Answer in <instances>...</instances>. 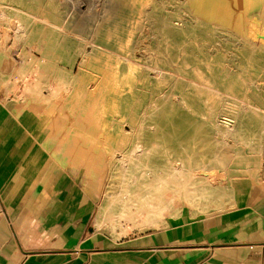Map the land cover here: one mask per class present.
Masks as SVG:
<instances>
[{"label":"rangeland","instance_id":"rangeland-1","mask_svg":"<svg viewBox=\"0 0 264 264\" xmlns=\"http://www.w3.org/2000/svg\"><path fill=\"white\" fill-rule=\"evenodd\" d=\"M1 52L0 97L52 115L44 142L101 181L106 233L264 187V0H0ZM139 165L166 198L133 191Z\"/></svg>","mask_w":264,"mask_h":264},{"label":"crops","instance_id":"crops-1","mask_svg":"<svg viewBox=\"0 0 264 264\" xmlns=\"http://www.w3.org/2000/svg\"><path fill=\"white\" fill-rule=\"evenodd\" d=\"M51 117L0 97V264H264V187L248 180L233 181L224 208H180L120 237L101 230V181L44 142Z\"/></svg>","mask_w":264,"mask_h":264},{"label":"bare ground","instance_id":"bare-ground-1","mask_svg":"<svg viewBox=\"0 0 264 264\" xmlns=\"http://www.w3.org/2000/svg\"><path fill=\"white\" fill-rule=\"evenodd\" d=\"M105 65V64H104ZM130 66V65H129ZM105 67V66H104ZM130 72V71H129ZM160 72V71H159ZM128 74V73H127ZM126 147V146H125ZM225 148V147H224ZM139 150V149H138ZM230 150V149H229ZM134 151H136V150H134ZM136 153V152H135ZM144 153H145V151H144ZM143 153V154H144ZM131 154V153H130ZM136 155V154H135ZM137 156V155H136ZM143 156V155H142ZM146 156H147V154H146ZM134 157V156H133ZM140 157H141V155H140ZM143 158V157H142ZM130 159V158H129ZM136 159V158H135ZM148 159V158H147ZM126 160V159H125ZM138 160V159H137ZM146 160V159H145ZM149 160V159H148ZM139 161H140V158H139ZM137 162V161H136ZM155 162H157V161H155ZM137 163H139V162H137ZM153 163H154V161H153ZM140 165H141V163H139ZM143 164V163H142ZM151 164H152V162H151ZM156 164V163H155ZM139 165V166H140ZM148 165V164H147ZM144 166H146V165H144ZM163 166V165H162ZM147 167V166H146ZM150 167V166H149ZM152 168V167H151ZM156 168V167H155ZM154 168V169H155ZM159 168H160V166H159ZM167 168V167H166ZM153 169V168H152ZM153 169V170H154ZM176 169V168H175ZM145 169H143L142 168V166H140V168L138 169V170H135V172H133L132 173V176H130V178H133V183H132V188H134L133 189V191H135V188L137 189L136 191H137V193H138V191L140 192L139 194H140V196H143V194H145V193H147V197L149 198V199H151V200H156V199H158V200H160V199H164V198H166V196L168 195V193H169V191H168V189L166 188L167 187V183L170 181L169 180V178H168V174L167 175H163L162 176V178L158 181V182H145V181H143L142 182V180L144 179V177H146V175H147V173H146V171H144ZM148 170V169H147ZM155 170H157V169H155ZM158 170H160V169H158ZM166 171V170H165ZM174 171V170H173ZM160 172V171H159ZM167 172V171H166ZM150 173V172H149ZM152 173V172H151ZM164 173V172H163ZM162 173V174H163ZM204 173V172H203ZM161 174V173H160ZM165 174V173H164ZM173 174V173H172ZM202 174V173H201ZM151 175V174H150ZM157 175V174H156ZM169 175H171V174H169ZM174 175V174H173ZM129 176H128V178H129ZM152 176V175H151ZM158 176V175H157ZM154 177V176H153ZM147 178V177H146ZM151 178V177H150ZM156 178V177H155ZM142 179V180H141ZM153 179V178H152ZM158 179V178H157ZM131 180V179H130ZM204 180V179H203ZM206 180H207V178H206ZM127 181H129V180H127ZM154 181V180H153ZM157 181V180H156ZM207 182V181H206ZM143 183V184H142ZM128 184H129V182H128ZM131 186V185H130ZM129 186V187H130ZM145 189V188H147V191L145 192H142V189ZM129 192H131L132 193V190L131 191H129ZM124 193V192H123ZM122 193V194H123ZM130 193V194H131ZM134 194V193H133ZM136 194V193H135ZM129 195V194H128ZM127 195V196H128ZM123 196H125V195H123ZM126 196V197H127ZM132 197H134V195L132 196ZM136 197V196H135ZM138 198H139V196H137ZM126 199V198H125ZM124 199V200H125ZM132 199V198H131ZM134 199V198H133ZM135 200V199H134ZM146 200V199H145ZM129 201H131V200H129ZM141 201H142V199H141ZM140 201V202H141ZM144 201V200H143ZM136 202V201H135ZM134 202V203H135ZM146 202V201H145ZM106 203H107V205H104V207H105V211L107 210V209H109L110 208V206H111V204L112 203H114V201H112V200H110V201H106ZM130 203V202H129ZM128 203V204H129ZM145 204V203H144ZM131 205H133V204H131ZM125 206V205H124ZM134 206V205H133ZM103 207V208H104ZM112 207V206H111ZM129 207H131V206H129ZM103 214H104V211H103Z\"/></svg>","mask_w":264,"mask_h":264}]
</instances>
